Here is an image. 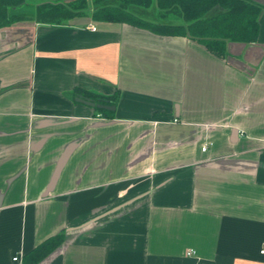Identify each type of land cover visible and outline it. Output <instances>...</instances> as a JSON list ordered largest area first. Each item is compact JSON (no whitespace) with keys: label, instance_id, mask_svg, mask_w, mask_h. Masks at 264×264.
Wrapping results in <instances>:
<instances>
[{"label":"crops","instance_id":"obj_1","mask_svg":"<svg viewBox=\"0 0 264 264\" xmlns=\"http://www.w3.org/2000/svg\"><path fill=\"white\" fill-rule=\"evenodd\" d=\"M73 1L0 27V264H264V0L224 55L152 25L184 23L155 3L37 19Z\"/></svg>","mask_w":264,"mask_h":264},{"label":"trees","instance_id":"obj_2","mask_svg":"<svg viewBox=\"0 0 264 264\" xmlns=\"http://www.w3.org/2000/svg\"><path fill=\"white\" fill-rule=\"evenodd\" d=\"M24 1L0 0V27L10 25L19 18L16 14L11 13V9L23 4ZM103 1L94 0L96 6L93 10V17L135 23H145V21L130 11V5L149 7L155 3L161 18L174 14L181 17L184 23L174 25L150 22L152 25L167 29L171 33L190 35L220 55L226 53L229 42L252 43L257 40L259 34L260 7L248 0H117L116 4H100ZM217 6L221 10L215 12ZM88 9V0H77L66 4L46 2L38 6L37 19L62 21L69 17L85 14ZM85 95L95 102L115 103V97L93 92ZM99 109L110 113L105 109ZM62 239L63 233L49 237L29 254V258L33 259V263L38 262L49 254Z\"/></svg>","mask_w":264,"mask_h":264},{"label":"water","instance_id":"obj_3","mask_svg":"<svg viewBox=\"0 0 264 264\" xmlns=\"http://www.w3.org/2000/svg\"><path fill=\"white\" fill-rule=\"evenodd\" d=\"M77 101L82 102L88 106H91L93 108H102V109H115V105H110L106 103H101V102H95L94 100L92 101L91 98L88 97H83V96H78Z\"/></svg>","mask_w":264,"mask_h":264},{"label":"built area","instance_id":"obj_4","mask_svg":"<svg viewBox=\"0 0 264 264\" xmlns=\"http://www.w3.org/2000/svg\"><path fill=\"white\" fill-rule=\"evenodd\" d=\"M91 28H92V30H96V27L95 26H93V25H91ZM206 147H204L203 149H205ZM261 253H264V248L261 250ZM18 258H19V256H15L14 258H13V260H18Z\"/></svg>","mask_w":264,"mask_h":264},{"label":"rangeland","instance_id":"obj_5","mask_svg":"<svg viewBox=\"0 0 264 264\" xmlns=\"http://www.w3.org/2000/svg\"><path fill=\"white\" fill-rule=\"evenodd\" d=\"M30 1H32V0H30Z\"/></svg>","mask_w":264,"mask_h":264}]
</instances>
